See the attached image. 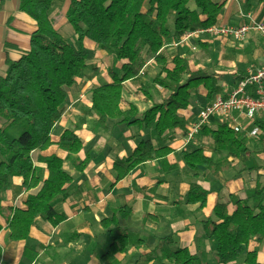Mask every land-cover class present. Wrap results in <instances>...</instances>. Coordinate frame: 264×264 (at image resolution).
<instances>
[{
  "label": "trees",
  "instance_id": "1",
  "mask_svg": "<svg viewBox=\"0 0 264 264\" xmlns=\"http://www.w3.org/2000/svg\"><path fill=\"white\" fill-rule=\"evenodd\" d=\"M19 1V10L34 20L36 29L30 37V48L20 53L16 60L7 57L6 72L0 75V193L12 177H22L27 189L40 186L34 194L27 196L23 208L15 209L8 217L11 241L27 239L38 218L53 226L66 218L54 209L56 202L66 196L72 182V177L63 168L64 159L56 155L40 157L38 160L48 172L47 178L41 181L35 174L33 152L45 150L52 144L51 134L61 120L67 91L86 70L89 51L83 46L84 40L112 56L117 64L109 71V83L91 89V110L104 130L108 120H117V125L138 133L152 129L162 137L178 130L185 136L189 124L182 113L189 108L192 94L204 89L209 105L223 92L217 76L202 69L191 70L189 61L179 55L168 59L161 54L169 39L178 41L186 33L216 26L223 4L215 0H69L65 17L74 31L78 47L66 42L55 30L53 20L49 18L54 0ZM148 57L154 58L160 66L153 81L162 90L160 101L143 113L132 104L122 109L123 84L139 78ZM215 121L214 129H208L207 125L200 133L210 136L215 151L226 152L232 158L250 153L244 131L235 132L228 120ZM247 124L248 131L257 127L258 136L264 141V122L256 119ZM16 125L21 128V133L10 138L9 130ZM76 128L66 130L58 141L59 148L68 154H77L85 148L75 135ZM172 151L168 146L155 148L150 140L141 141L128 157L115 161L116 180L124 179L137 166L153 160H158L164 170H176L178 167L167 160ZM180 154L192 170L203 166L217 173L228 168L227 162H213L202 148ZM90 160L89 150L83 160L74 162V168L83 172ZM208 193L201 185L191 184L185 203L202 207ZM254 196L257 198L254 205L240 200L233 211L226 203L215 205L213 215L216 220L208 222L211 227L207 238L213 244L216 264L239 261L264 264V254L248 250L250 243L264 242V190L259 185ZM130 213L131 208L125 206L112 218L101 221L111 240L110 250L104 258L126 251L130 236L119 222ZM3 214L0 198V216ZM172 242L171 236L160 239L146 255V260L208 264L198 252L171 248Z\"/></svg>",
  "mask_w": 264,
  "mask_h": 264
},
{
  "label": "crops",
  "instance_id": "2",
  "mask_svg": "<svg viewBox=\"0 0 264 264\" xmlns=\"http://www.w3.org/2000/svg\"><path fill=\"white\" fill-rule=\"evenodd\" d=\"M68 1L54 0L49 18L62 38L78 47L74 31L65 17ZM215 1L223 4L219 26H239L249 21L250 17L259 21L264 16V0ZM19 2L0 0V75L6 72L7 57L16 60L20 53L30 48V37L36 29L34 20L19 10ZM255 34L250 32L243 44H248ZM229 42L236 43L231 38L213 37L201 31L191 32L179 41L173 38L166 41L161 54L168 59L175 55L188 57L190 67L191 61L196 59L198 69L217 76L224 89L232 87L240 77L247 76L252 66L242 69L223 51H216ZM83 46L89 51L87 67L67 91L61 120L51 134L52 144L45 150L33 152L35 174L41 181L47 178L48 172L38 160L40 157L56 155L64 159L63 168L72 177V182L66 196L56 202L54 209L66 218L57 226L38 218L27 239L11 241L8 217L15 209L24 207L27 196L34 194L40 184L27 189L22 177L10 178L0 193L4 207V214L0 216V264H171L168 260L158 262L145 258L160 239L169 236L173 240L171 248H188L198 252L208 264H216L213 244L207 238L211 227L208 222L216 220L213 210L218 202L228 204L229 210L233 211L237 201L249 205L257 201L254 195L258 185L264 190V141L260 136L250 137L249 125H244L243 134L248 138L250 153L232 158L226 152L215 151L212 139L204 132L189 144L184 133L178 130L158 137L152 129L138 133L124 125H117V120H108L104 130L91 110V89L109 83V71L117 64L112 56L106 55L91 41L84 40ZM259 54L262 66V51ZM254 56V51L244 55L248 65L254 63ZM159 72L156 60L148 57L139 78L123 84L121 108L126 109L132 104L143 113L158 103L162 90L153 81ZM226 75L230 78L227 79ZM199 90L194 93L196 96L192 94L189 108L182 113L188 124L197 120L200 111L209 102L206 91L202 89L205 93L200 94ZM256 119L264 122L262 115ZM216 123L211 122L207 128L214 129ZM74 127H77L75 135L85 148L77 154H68L59 148L58 141L66 130ZM20 133L21 128L13 126L9 137L15 138ZM143 140H150L155 148H171L173 151L167 156L168 163L178 168L164 170L158 160H153L137 166L128 176L117 181L113 169L115 161L128 157ZM197 148H202L215 163L227 162L228 168L217 173L203 166L197 170L190 169L180 153ZM89 150L91 160L83 172H78L74 162L83 160ZM191 184H199L209 192L204 206L185 203ZM125 206L131 208V213L121 218L119 225L130 236L127 249L124 253L104 258L110 250L111 240L108 229L102 227L101 221L112 218L119 208ZM248 250L264 254V242H252ZM232 264H242V261Z\"/></svg>",
  "mask_w": 264,
  "mask_h": 264
},
{
  "label": "built area",
  "instance_id": "3",
  "mask_svg": "<svg viewBox=\"0 0 264 264\" xmlns=\"http://www.w3.org/2000/svg\"><path fill=\"white\" fill-rule=\"evenodd\" d=\"M213 37L231 38L236 43H243L250 32L254 31L259 35L262 46L263 64L255 70L248 72L247 76L237 81L232 87L226 86L222 94H218L199 113L197 120L190 123L186 128L185 141L192 143L201 133L203 127L212 120H228L235 132L244 131V125L236 120L237 113L246 119V122L253 123L258 114L264 115V16L261 20L250 17V20L239 26H212L200 30ZM197 32V31H196ZM188 34V33H187ZM260 131L254 127L249 131V136H258Z\"/></svg>",
  "mask_w": 264,
  "mask_h": 264
},
{
  "label": "rangeland",
  "instance_id": "4",
  "mask_svg": "<svg viewBox=\"0 0 264 264\" xmlns=\"http://www.w3.org/2000/svg\"><path fill=\"white\" fill-rule=\"evenodd\" d=\"M69 2V1H68ZM69 27H71V26H69ZM72 29V28H71ZM187 34V33H186ZM186 34H184L182 37H185L186 36ZM207 34V33H206ZM181 37V38H182ZM180 38V39H181ZM224 38V37H223ZM226 38V37H225ZM247 40V39H246ZM179 41V40H178ZM246 41H244L243 43H245ZM243 43H241L240 45H243V46H239L238 44H232V42H229V43H227L225 46H223V47H221V48H223V49H219V50H216V51H218V53H221V51H223L224 53H225V55H226V57L227 58H233L235 61H236V63L238 64V66L240 65V67L242 68V69H245L246 68V66H251V68H250V70H255L256 68H258V67H260L261 66V60H260V51H262V46H261V40H260V38H259V35H257V34H255L254 36H252L251 37V39L249 40V42H248V44H243ZM249 43H251V46H250V44ZM248 51H254L255 52V56H254V63H251L250 65H248V61L247 60H244V55H247V53H248ZM258 54H259V57H258ZM187 59H188V57H187ZM189 60V59H188ZM195 60L196 59H193L192 61H191V70H199L198 69V65L195 63ZM198 62L200 63L201 61H199L198 60ZM201 65L203 64L202 62L200 63ZM221 65H223V64H221ZM195 66H197V67H195ZM197 68V69H196ZM200 68V67H199ZM209 69H211L210 67H208ZM224 69H226V67L224 68ZM203 70V69H202ZM205 71V70H204ZM210 73L212 72V71H210V70H208ZM207 72V71H206ZM226 78L227 79H229L230 78V76L229 75H226ZM233 81H235L234 79H233ZM228 82V81H227ZM159 87V86H158ZM200 92V94H202V93H205V91L203 92L202 91V88H200V90H199ZM194 96H196V95H194ZM209 103V102H208ZM208 106V105H207ZM206 106V107H207ZM203 110V109H202ZM201 110V111H202ZM201 111H200V113H201ZM258 115H261V114H258ZM257 115V116H258ZM256 116V117H257ZM263 117H264V115H262ZM236 120H237V122L241 125L242 123H244V124H246V123H248V122H246V119L244 118V117H241V114H238L237 113V116H236ZM212 122H215V119L214 120H212Z\"/></svg>",
  "mask_w": 264,
  "mask_h": 264
}]
</instances>
